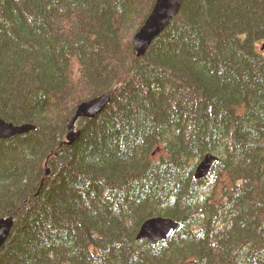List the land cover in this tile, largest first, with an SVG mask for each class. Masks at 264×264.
<instances>
[{"label": "trees", "instance_id": "trees-1", "mask_svg": "<svg viewBox=\"0 0 264 264\" xmlns=\"http://www.w3.org/2000/svg\"><path fill=\"white\" fill-rule=\"evenodd\" d=\"M155 1L0 0V118L35 124L0 139V264H264V0H183L136 56Z\"/></svg>", "mask_w": 264, "mask_h": 264}, {"label": "water", "instance_id": "water-1", "mask_svg": "<svg viewBox=\"0 0 264 264\" xmlns=\"http://www.w3.org/2000/svg\"><path fill=\"white\" fill-rule=\"evenodd\" d=\"M183 0H157L154 7L144 20L142 26L133 36V52L136 56L143 55L151 40L162 30H164L170 20L178 13ZM261 50H264V42L261 44ZM110 101L108 92L93 97L79 104L73 115L68 119L66 127V142L71 144L80 134V129H76L75 122L78 118H93L102 111ZM33 125L30 123L13 124L0 118V139H7L13 135L29 132ZM159 151L156 148L152 154ZM217 160L213 153L206 152L195 166L193 175L196 179L205 178ZM48 173V169L45 170ZM13 225V218H0V246L3 245L10 229ZM179 223L172 218L154 216L144 220L139 226L136 239H146L150 245H155L158 241L167 239L177 228Z\"/></svg>", "mask_w": 264, "mask_h": 264}, {"label": "rangeland", "instance_id": "rangeland-1", "mask_svg": "<svg viewBox=\"0 0 264 264\" xmlns=\"http://www.w3.org/2000/svg\"><path fill=\"white\" fill-rule=\"evenodd\" d=\"M156 1H157V0H156ZM156 1H155L154 3H156ZM154 5H155V4H154ZM154 5H153V7H154ZM153 7H152V8H153ZM151 10H152V9H151ZM151 10H150V12H151ZM150 12H149V13H150ZM177 14H178V13H177ZM177 14H176V15H177ZM147 16H148V15H147ZM145 19H146V18H145ZM169 23H170V22H169ZM142 24H143V23H142ZM168 25H169V24H168ZM141 26H142V25H141ZM141 26H140V27H141ZM140 27H139V28H140ZM139 28L136 30V32L139 30ZM162 31H163V30H162ZM162 31H161V32H162ZM136 32H135V33H136ZM161 32H160V33H161ZM135 33H134V34H135ZM160 33H158V34H157V35L151 40V42H152L157 36H159ZM134 34H133V36H134ZM132 42H133V37H132ZM262 42H264V39H262V41L260 42V47H259L260 50H261V44H262ZM149 45H150V44H149ZM262 51H263V53H264V50H262ZM84 118H85V117H84ZM30 124L34 126V128H32L31 130H34V129H35V124H34V123H30ZM76 129H77V128H76ZM13 136H15V135H13ZM13 136H11V137H9V138H7V139L12 138ZM7 139H5V140H7ZM47 174H48V173H47Z\"/></svg>", "mask_w": 264, "mask_h": 264}, {"label": "bare ground", "instance_id": "bare-ground-1", "mask_svg": "<svg viewBox=\"0 0 264 264\" xmlns=\"http://www.w3.org/2000/svg\"><path fill=\"white\" fill-rule=\"evenodd\" d=\"M153 9V8H152ZM108 92V91H107ZM110 93V92H109ZM99 96V95H98ZM96 97V96H95ZM91 99V98H90ZM89 100V99H88ZM86 101V100H85ZM84 102V101H83ZM81 104V103H80ZM101 112V111H100ZM97 115V114H96ZM94 117V116H93ZM47 163V162H46ZM39 170V169H38ZM9 217V216H8ZM12 217V216H11ZM13 218V217H12ZM13 226V225H12ZM12 228V227H11ZM11 231V229H10ZM8 237V236H7Z\"/></svg>", "mask_w": 264, "mask_h": 264}]
</instances>
